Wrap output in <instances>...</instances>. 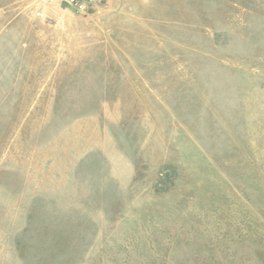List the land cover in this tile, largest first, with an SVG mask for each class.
<instances>
[{
	"label": "rangeland",
	"instance_id": "obj_1",
	"mask_svg": "<svg viewBox=\"0 0 264 264\" xmlns=\"http://www.w3.org/2000/svg\"><path fill=\"white\" fill-rule=\"evenodd\" d=\"M0 0V264H264V0Z\"/></svg>",
	"mask_w": 264,
	"mask_h": 264
},
{
	"label": "built area",
	"instance_id": "obj_2",
	"mask_svg": "<svg viewBox=\"0 0 264 264\" xmlns=\"http://www.w3.org/2000/svg\"><path fill=\"white\" fill-rule=\"evenodd\" d=\"M69 2L73 4L74 6H77L78 8L83 7V4L79 0H69Z\"/></svg>",
	"mask_w": 264,
	"mask_h": 264
}]
</instances>
